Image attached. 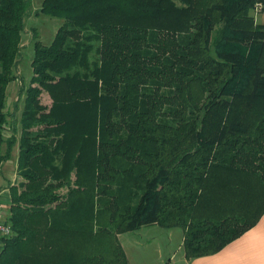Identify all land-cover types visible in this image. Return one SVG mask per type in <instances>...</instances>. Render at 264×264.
Returning a JSON list of instances; mask_svg holds the SVG:
<instances>
[{
    "label": "trees",
    "instance_id": "1",
    "mask_svg": "<svg viewBox=\"0 0 264 264\" xmlns=\"http://www.w3.org/2000/svg\"><path fill=\"white\" fill-rule=\"evenodd\" d=\"M29 6L0 0V169L17 144L7 91ZM41 6L64 25L48 47L35 38L23 181L10 186L0 264H129L119 235L149 225L181 228L191 259L254 228L264 215V24L250 13H264V0Z\"/></svg>",
    "mask_w": 264,
    "mask_h": 264
},
{
    "label": "crops",
    "instance_id": "2",
    "mask_svg": "<svg viewBox=\"0 0 264 264\" xmlns=\"http://www.w3.org/2000/svg\"><path fill=\"white\" fill-rule=\"evenodd\" d=\"M257 17L260 20V17ZM9 87L7 95L10 90ZM9 109L7 107V111ZM8 129L10 128H5V138L9 136L6 135ZM16 129L21 133L18 125ZM16 138L18 145L20 139L18 132ZM13 155L12 152L14 158ZM10 162L11 160L3 163L0 169V178L5 183H7L5 173L9 169ZM0 187L4 186L0 185ZM8 191L5 189L0 193V199L5 206L6 203L10 204ZM119 240L129 264H264V215L254 228L221 249L220 252L191 259L185 255L184 232L178 227L164 228L159 225H149L138 231L122 233L119 235Z\"/></svg>",
    "mask_w": 264,
    "mask_h": 264
},
{
    "label": "rangeland",
    "instance_id": "3",
    "mask_svg": "<svg viewBox=\"0 0 264 264\" xmlns=\"http://www.w3.org/2000/svg\"><path fill=\"white\" fill-rule=\"evenodd\" d=\"M30 3L27 18L25 19V30L22 34V42H21V52L18 58V65L15 68V74L17 79L12 81L9 85L10 90L8 93V104L7 107L10 108L8 112L14 113L15 119L9 118V122L17 121L18 128H21L20 118L21 112L24 107L25 100V90L31 84V78L33 76V70L31 67V63L34 57V42H40L44 46L52 45L54 42L59 29L64 25V19L58 18L52 15H47L41 12V5H43L44 0H28ZM180 3V2H179ZM180 5V4H179ZM258 14V15H257ZM251 16H253L257 23L264 24V13L260 14L258 10H256V6L251 9ZM260 17V20L258 17ZM257 18V19H256ZM220 28H217L214 31L215 34L219 31ZM213 36V37H214ZM215 38V37H214ZM213 39V38H212ZM215 40V39H213ZM214 42V41H213ZM212 53L215 55L214 49L212 48ZM45 105H51V99L48 94L44 93L42 95L41 100ZM12 111V112H11ZM11 123L7 125V128H10ZM8 133L6 135L10 136L12 132L11 128L7 130ZM20 132L18 131V137L20 136ZM9 136H6L8 138ZM19 143L16 144V147L13 149L14 158L11 156V162L8 166V170L6 174L7 183H5L0 178V185L4 187H0V193L3 190L8 191V197L10 195V204L6 203V213L10 216V205H11V191L10 186L18 185L23 181L20 173L18 172V158H19ZM18 150V151H17ZM6 151V144H4L0 149V154H4ZM66 190V188H65ZM7 193V192H6Z\"/></svg>",
    "mask_w": 264,
    "mask_h": 264
},
{
    "label": "built area",
    "instance_id": "4",
    "mask_svg": "<svg viewBox=\"0 0 264 264\" xmlns=\"http://www.w3.org/2000/svg\"><path fill=\"white\" fill-rule=\"evenodd\" d=\"M6 206L0 199V252L4 245L5 239L13 234L11 224L8 221Z\"/></svg>",
    "mask_w": 264,
    "mask_h": 264
}]
</instances>
